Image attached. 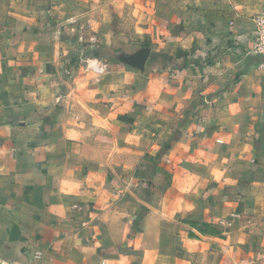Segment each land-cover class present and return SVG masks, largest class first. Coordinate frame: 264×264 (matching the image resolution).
<instances>
[{"label": "crops", "instance_id": "crops-1", "mask_svg": "<svg viewBox=\"0 0 264 264\" xmlns=\"http://www.w3.org/2000/svg\"><path fill=\"white\" fill-rule=\"evenodd\" d=\"M263 6L0 0V264H264Z\"/></svg>", "mask_w": 264, "mask_h": 264}, {"label": "built area", "instance_id": "built-area-1", "mask_svg": "<svg viewBox=\"0 0 264 264\" xmlns=\"http://www.w3.org/2000/svg\"><path fill=\"white\" fill-rule=\"evenodd\" d=\"M254 41L250 52L260 57H264V6L255 15L254 19ZM36 258L41 256V252L35 254Z\"/></svg>", "mask_w": 264, "mask_h": 264}]
</instances>
